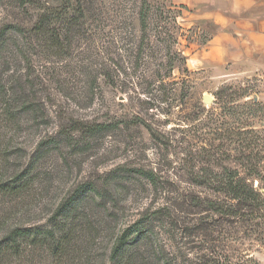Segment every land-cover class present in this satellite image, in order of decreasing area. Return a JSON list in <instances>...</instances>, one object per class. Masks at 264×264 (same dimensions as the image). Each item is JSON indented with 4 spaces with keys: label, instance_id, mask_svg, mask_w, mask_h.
<instances>
[{
    "label": "rangeland",
    "instance_id": "374dc122",
    "mask_svg": "<svg viewBox=\"0 0 264 264\" xmlns=\"http://www.w3.org/2000/svg\"><path fill=\"white\" fill-rule=\"evenodd\" d=\"M35 5L0 0V180L25 173L28 186L0 194V221L66 216L64 264H111L129 228L143 263L264 264V217L212 206L225 170L264 171V76L190 70L184 51L206 37L171 0ZM49 6L53 30L36 35Z\"/></svg>",
    "mask_w": 264,
    "mask_h": 264
},
{
    "label": "trees",
    "instance_id": "16d2710c",
    "mask_svg": "<svg viewBox=\"0 0 264 264\" xmlns=\"http://www.w3.org/2000/svg\"><path fill=\"white\" fill-rule=\"evenodd\" d=\"M36 2L37 0H17L22 8L26 6L35 7ZM41 9L43 11L36 16L32 32L36 35H48V31L53 30L55 11L51 6L41 7ZM141 22L143 29H145V15H141ZM20 28L6 25L1 32L4 34L12 29L21 31ZM221 94L225 97L228 96L223 92ZM251 156H247L246 160L251 162ZM262 173L264 171L257 166L247 172L233 169L225 170L223 173V175L226 174L225 178L220 180L218 186L214 188V191L220 197L212 203L214 211L221 215L225 214L233 217L240 216L241 213L245 212L263 218L264 194L261 193V190H264V179ZM25 177V173H19L8 181L0 180V194L9 197L22 196L28 189ZM253 181L258 182V188L254 186ZM225 201L231 203L230 207L227 206ZM71 222L65 216L57 227L41 229L36 226L26 227L11 224V219L8 218L1 220L0 264H64L63 260L67 259L68 261V258L75 253V233L70 228ZM135 229H126L116 240L109 259L111 264H150L148 261L140 262L137 254H133L132 247L137 242L133 240V236L141 234L140 231ZM249 262L258 264L255 261Z\"/></svg>",
    "mask_w": 264,
    "mask_h": 264
},
{
    "label": "crops",
    "instance_id": "0c3cea01",
    "mask_svg": "<svg viewBox=\"0 0 264 264\" xmlns=\"http://www.w3.org/2000/svg\"><path fill=\"white\" fill-rule=\"evenodd\" d=\"M205 35L186 48L187 67L217 77L264 76V0H171Z\"/></svg>",
    "mask_w": 264,
    "mask_h": 264
},
{
    "label": "water",
    "instance_id": "95a60500",
    "mask_svg": "<svg viewBox=\"0 0 264 264\" xmlns=\"http://www.w3.org/2000/svg\"><path fill=\"white\" fill-rule=\"evenodd\" d=\"M212 100H213V99H212L211 97H209V96H206V97L204 98V102H205L206 104L211 103Z\"/></svg>",
    "mask_w": 264,
    "mask_h": 264
}]
</instances>
